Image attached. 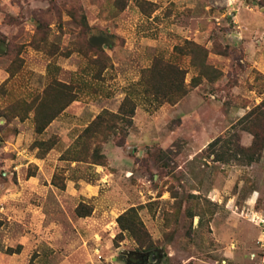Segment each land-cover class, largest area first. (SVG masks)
<instances>
[{"label":"rangeland","instance_id":"1","mask_svg":"<svg viewBox=\"0 0 264 264\" xmlns=\"http://www.w3.org/2000/svg\"><path fill=\"white\" fill-rule=\"evenodd\" d=\"M114 1L0 0V26L18 44H28L35 35L34 14L59 20L62 11V23L56 20L50 30L60 52H66L79 32L63 10L73 3L84 7L94 33L108 30L115 35L113 47L106 49L112 66L104 70L94 95H82L40 136L32 121L15 120L0 129L2 145L8 146V151L0 148V264H128L124 254L137 244L126 233L119 237L117 219L132 207L138 208L154 250H161L163 264H264V227L257 229L251 217L244 216V233L224 230L228 218L209 199L211 188L222 183L223 169L212 163L208 147L200 152L209 141L206 130L228 125L227 112L246 100L253 107L264 98L250 88L255 76L244 53L247 44L262 49L264 38L243 39L232 24L237 12L247 9L246 0H146L157 7L152 14V6L144 11L138 0H129L118 15L112 13ZM250 1L255 10L262 9L258 0ZM49 9L53 10L44 13ZM186 40L212 50L208 64L223 72L216 80L218 87L204 81L177 105L157 110L140 103L125 145L114 141L104 145L106 167L70 165L61 159L94 116L104 109L118 111L127 89L139 81L154 57H170ZM23 57L33 72L31 83L40 89L51 76L50 62L51 73L63 82L90 79L81 73L87 62L76 52L50 59L28 48ZM9 62L2 57L0 66L8 67ZM187 67L189 82L196 72L188 63ZM214 94L225 103H215ZM236 124L214 139L239 135ZM52 137L59 138L57 146L39 158L38 149L32 148L35 140ZM62 170L71 179L65 189L52 184ZM254 171L251 168L240 178L247 176L249 185L262 189L257 208L264 210V176L260 180ZM80 204L92 207V214L79 217ZM19 246L20 253H6Z\"/></svg>","mask_w":264,"mask_h":264},{"label":"trees","instance_id":"2","mask_svg":"<svg viewBox=\"0 0 264 264\" xmlns=\"http://www.w3.org/2000/svg\"><path fill=\"white\" fill-rule=\"evenodd\" d=\"M137 3L144 11L152 6L149 14L157 10L156 5L146 0H138ZM78 4L73 3L63 8L64 13L79 28L72 46L63 53L52 40V30H50V25L56 24V20L60 21L59 24L62 23V11L58 12L59 20L34 14L33 20L37 26L35 35L28 44H18L17 41L11 40L0 26V57L10 61L7 67L8 77L0 84V129L4 130L15 120L32 121L35 133L40 136L82 95H94L93 90L97 91L95 85H99L104 70L112 66L111 57L106 49L113 47L112 38L115 35L108 30L94 33L84 7ZM128 4L129 0H115L112 13L120 14ZM258 4L260 8H264V0H259ZM52 10L49 9L44 13H50ZM28 48L41 52L50 59H54L58 53L66 57L75 52L79 53L87 62L81 73L90 79L71 83L63 82L51 73L53 70L52 62H50L48 69L51 76L47 78L43 89L37 88L31 83L33 72L28 68L23 57V53ZM215 51L226 57L229 55L227 51ZM211 53L212 50L204 45L186 40L175 46L170 57H154L151 64L142 70L139 81L127 89L118 111L102 110L63 152L61 159L70 165L76 163L77 165L86 164L88 167H106L108 159L104 153V145L110 141H114L120 147L125 145L140 103L149 110H157L166 104L177 105L192 89L200 86L204 81L214 84L223 76L221 70L209 66L208 56ZM186 63L196 72L189 82L187 76L190 68H186ZM212 72L217 74L216 78L211 75ZM251 73L255 76L254 83L250 85L251 90L264 95V74L257 69H253ZM249 105L250 102L247 100L242 104L244 108ZM1 120H4V124H1ZM236 125L239 131L253 136L252 146L244 148L240 144L239 135H235L229 138H218L208 148L217 162L250 167L261 161L264 152V98L259 104L251 107ZM58 140V137H52L49 140L37 139L32 148L38 149L39 158H45L57 146ZM2 144L3 140L0 139V148L3 147ZM60 172L55 173L52 184L57 188L65 189L66 181L70 177L65 175L64 170ZM29 176H34V172L30 171ZM244 180L245 186L241 193L243 197H246L256 185L252 183L249 185L248 182L251 179L247 176ZM213 206L217 205L213 203ZM92 209L80 204L76 212L83 218L90 216ZM206 212L200 214L204 216ZM117 222L121 229L120 238L123 237V233H126L137 244L136 250L155 251L152 237L139 215L138 208L128 209L119 216ZM21 247L19 246L16 250L8 248L7 253H20Z\"/></svg>","mask_w":264,"mask_h":264},{"label":"crops","instance_id":"3","mask_svg":"<svg viewBox=\"0 0 264 264\" xmlns=\"http://www.w3.org/2000/svg\"><path fill=\"white\" fill-rule=\"evenodd\" d=\"M246 2L248 4V7H247L248 10L240 9L237 12L236 16L234 17L232 24L237 25L238 28L241 30L240 32H237L238 33L237 35H239V37L243 39L244 37H247L249 38L248 39L249 41L251 40L252 42H255L254 39H256V37L260 36L264 38V25L262 26L263 24L262 22L264 20V11H263L264 8L261 9L260 11H257L253 7H251L250 0H246ZM245 46H246V50L244 53H245L246 61L250 62V68L257 69L258 71L264 74V47L259 50H254L250 44H247ZM1 60H2V57H0V61ZM7 77H8L7 67H2L1 65L0 66V84ZM219 84L220 82L218 81L214 83L213 86L218 87ZM211 98L213 101H216L215 103H219V104L225 103L223 102L222 98H217L215 94L212 95ZM250 109H251V106H248L246 108L242 106V107H239V109L234 108L230 112H227V114H225L224 116V119L225 121L228 122V125H224V128L222 129L216 130V128H212L210 131L206 130L207 132L206 136L209 138V141L207 143L208 146L204 145L202 147V150H200V152L203 153L204 149H206V147H209V145L216 140L214 138H216L218 135L225 133V132L227 133L228 131H230V127H232L234 123H237L238 120H240ZM66 112H64L63 114H65ZM95 117L96 116H94L92 120ZM91 121H89L86 124V127ZM18 135L21 136V133ZM239 138H240V144L244 148H248L252 146L253 136L250 133L239 131ZM15 150L18 151V153L20 154L22 153L18 150L17 146L15 147ZM3 151H8L7 145H3ZM211 158H214V155H212ZM204 160H206V158ZM212 163L214 165H219L221 169H223L222 170L223 172L221 173V175L224 176V178L221 180L222 183L220 187L214 185L211 188L212 193L210 194L209 199H211L212 203H214L215 205H218L221 208V210L224 211L223 212L224 217L228 218V221H226L228 222V225L225 224L224 230H226L229 233L231 232L244 233L246 230L247 222L241 219V217H244L241 215V212L242 211H255V212H258L264 215V210L263 209L260 210L257 208L260 202V199H261L262 189L257 184V186L254 188L252 192L248 193L246 197H243V193H241V190L245 186V180H244V177L242 178L240 177L242 176L243 173L245 174L247 170L249 171L251 168H253L255 170L254 174L256 175V177L262 180L261 178L264 176V152H263L261 161L258 164L257 163L253 164L250 167L240 166L236 163H231V164L222 163V162H217L215 160H213ZM19 167L20 166L18 165L17 168ZM202 167L205 168V165L203 164ZM256 172H259V173H256ZM252 177L254 176L252 175ZM237 180L238 181L240 180V181L237 183ZM233 189H235L234 190L235 193L231 194L230 190H233ZM253 226L257 227V229L260 228V226H257L254 224ZM213 227L212 228L215 229L214 224H213ZM7 249H6V253H7ZM13 254H17V253H13Z\"/></svg>","mask_w":264,"mask_h":264},{"label":"flooded vegetation","instance_id":"4","mask_svg":"<svg viewBox=\"0 0 264 264\" xmlns=\"http://www.w3.org/2000/svg\"><path fill=\"white\" fill-rule=\"evenodd\" d=\"M128 264H163V255L159 250L152 252H142L131 250L124 254Z\"/></svg>","mask_w":264,"mask_h":264},{"label":"built area","instance_id":"5","mask_svg":"<svg viewBox=\"0 0 264 264\" xmlns=\"http://www.w3.org/2000/svg\"><path fill=\"white\" fill-rule=\"evenodd\" d=\"M232 4L233 2H231V5ZM0 208L2 210L3 206L0 205ZM241 215L245 217H251V220L255 222L258 226L264 227V215L255 211H242Z\"/></svg>","mask_w":264,"mask_h":264},{"label":"water","instance_id":"6","mask_svg":"<svg viewBox=\"0 0 264 264\" xmlns=\"http://www.w3.org/2000/svg\"><path fill=\"white\" fill-rule=\"evenodd\" d=\"M1 122H4L3 120ZM159 253H161V250H159Z\"/></svg>","mask_w":264,"mask_h":264}]
</instances>
